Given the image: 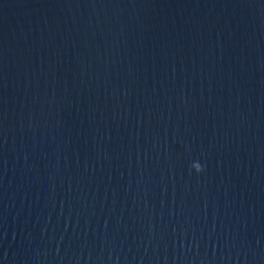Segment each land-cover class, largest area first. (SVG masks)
Here are the masks:
<instances>
[{
    "label": "water",
    "instance_id": "obj_1",
    "mask_svg": "<svg viewBox=\"0 0 264 264\" xmlns=\"http://www.w3.org/2000/svg\"><path fill=\"white\" fill-rule=\"evenodd\" d=\"M0 264H264V0H0Z\"/></svg>",
    "mask_w": 264,
    "mask_h": 264
}]
</instances>
